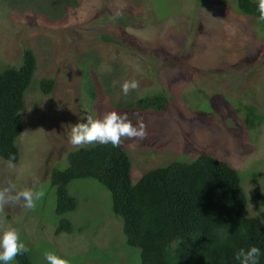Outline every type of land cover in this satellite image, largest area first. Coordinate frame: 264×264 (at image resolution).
I'll return each instance as SVG.
<instances>
[{
    "label": "rangeland",
    "instance_id": "374dc122",
    "mask_svg": "<svg viewBox=\"0 0 264 264\" xmlns=\"http://www.w3.org/2000/svg\"><path fill=\"white\" fill-rule=\"evenodd\" d=\"M23 47L36 67L19 113L18 159L10 168L0 158V186L11 181L45 195L33 210L23 201L7 206L0 223L19 230L32 264H47L49 250L70 264L139 263L108 191L91 177L68 183L76 208L62 217L71 230L54 233L61 217L49 172L66 167L67 152L96 144L72 146L71 126L108 111L147 126L145 139L120 145L132 184L151 168L209 154L237 171L244 215L264 223L254 197L264 192V118L244 124L250 105L264 117V28L237 12L235 0H0V67L19 66ZM42 78L53 79L48 95L38 90ZM132 79L139 88L125 96L121 84ZM157 92L166 97L163 113L130 104Z\"/></svg>",
    "mask_w": 264,
    "mask_h": 264
},
{
    "label": "trees",
    "instance_id": "16d2710c",
    "mask_svg": "<svg viewBox=\"0 0 264 264\" xmlns=\"http://www.w3.org/2000/svg\"><path fill=\"white\" fill-rule=\"evenodd\" d=\"M258 5L259 0H235L237 12L257 18L264 28ZM35 67L34 54L27 47L21 48L19 66L0 67V158L8 163L10 158L11 163L18 159L19 113ZM52 86V78L38 81L43 95ZM89 97H95L94 88ZM130 104L137 112L158 114L166 110V97L157 92ZM245 109L247 128L264 118L255 115L251 105ZM66 160L65 168L49 172L54 213L61 217L55 234L71 230L70 221L62 217L76 208L68 183L91 177L108 191L111 212L122 220L126 244L139 251L138 264H239L235 253L253 245L261 249L260 264H264V223L244 215L246 198L240 176L226 162L209 154H199L190 162L173 160L147 170L132 184L129 157L121 146L96 143L67 152ZM254 197L264 205V192ZM14 261L32 264L28 253Z\"/></svg>",
    "mask_w": 264,
    "mask_h": 264
},
{
    "label": "clouds",
    "instance_id": "9594fccd",
    "mask_svg": "<svg viewBox=\"0 0 264 264\" xmlns=\"http://www.w3.org/2000/svg\"><path fill=\"white\" fill-rule=\"evenodd\" d=\"M260 18L264 19V0H259ZM119 17V13L115 18ZM139 71V68L137 67ZM139 88V81L125 80L121 84L122 93L127 96L130 91ZM146 124L142 119H138L134 124L129 119L127 113L108 111L98 118L91 115L84 117V122H78L71 126L68 134L69 143L74 147L84 144L99 143L102 145L111 144L119 147L124 139L143 140L147 136ZM8 166L14 167L9 159ZM39 184V178H34L33 185ZM45 195L43 190L34 191L32 187L17 188L16 184L8 181L4 186H0V218L6 217L5 209L9 205H19L23 201L22 207L33 210L36 204ZM28 252V247L21 240L19 230L11 224L0 223V262L11 264L18 255ZM261 249L257 246H249L247 249L240 248L235 253V260L239 264H260ZM47 264H70L69 259L61 256L55 251L49 250L44 253Z\"/></svg>",
    "mask_w": 264,
    "mask_h": 264
}]
</instances>
